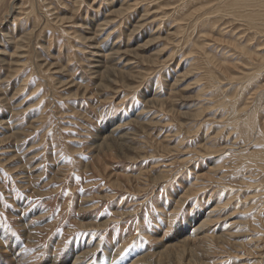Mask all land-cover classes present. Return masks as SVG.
Segmentation results:
<instances>
[{"label": "rangeland", "instance_id": "1", "mask_svg": "<svg viewBox=\"0 0 264 264\" xmlns=\"http://www.w3.org/2000/svg\"><path fill=\"white\" fill-rule=\"evenodd\" d=\"M204 1L0 0V264H264V3Z\"/></svg>", "mask_w": 264, "mask_h": 264}, {"label": "bare ground", "instance_id": "2", "mask_svg": "<svg viewBox=\"0 0 264 264\" xmlns=\"http://www.w3.org/2000/svg\"><path fill=\"white\" fill-rule=\"evenodd\" d=\"M200 1V0H199ZM209 2H210V0H208ZM234 0H228V2L227 1H224V2H227V4L226 5H228L227 7L229 8V10H231V11H233V13H231V15L233 14V16H235V14H234V12L235 13H237L239 16H241V17H239V18H243V17H245V15H246V17L245 18H247L249 15V18H250V21L252 22L251 24H250V26L251 27H253V29H256V28H254V27H256V23H258V22H256L257 20L260 22L261 20H260V18H263L264 19V13H262V10H260V8L258 7V6H260V4L262 3V6H263V3H264V0H237V2H233ZM236 1V0H235ZM204 2H206V0L204 1ZM241 2H243L242 4H241ZM207 3V2H206ZM222 4H223V2H221ZM234 3V4H233ZM245 3H247V4H245ZM224 5H225V3H224ZM225 5V6H226ZM238 6H240V7H242V8H244V9H242V8H240V7H238ZM249 7V9H252V7H258V9H259V11H258V9H254V11H252V12H250L248 9H245V7ZM246 7V8H247ZM264 7V6H263ZM262 8V7H261ZM246 10H248L251 14H248L249 12L247 11L246 12ZM244 12H246L247 14H248V16H247V14H244ZM243 14H244V16H243ZM238 17V16H237ZM261 22H263L264 23V21H261ZM249 23V22H248ZM260 25V24H259ZM261 26V25H260ZM262 27V26H261ZM259 28V27H258ZM257 28V29H258ZM256 29V30H257ZM260 29V28H259ZM263 29H264V24H263ZM259 31H261V30H259ZM263 32V31H262ZM262 57V56H261ZM260 57V58H261ZM256 59V58H255ZM262 59V58H261ZM210 63V62H209ZM251 63V62H250ZM261 63V62H260ZM252 64V63H251ZM255 64V63H254ZM258 64V63H257ZM259 65V64H258ZM256 66V65H255ZM262 67H264V66H262ZM257 68V67H256ZM253 73V72H252ZM248 75V74H247ZM213 80V79H212ZM246 127V126H245ZM246 130V129H245ZM208 222V219L207 220H204V223H203V225H199L200 227H198V230L199 229H202L203 228V226H204V224H205V222ZM198 232V231H197ZM188 239H190V237H188ZM188 239H186L185 241H187ZM184 243V242H183ZM172 246H174V245H172ZM171 246V247H172ZM167 248H169V247H167ZM163 251V250H162ZM78 255V254H77ZM75 255V259H74V261H73V263L72 264H79V260H80V257L82 258V256L81 255ZM14 257L16 256V255H13ZM20 257V256H19ZM19 257H17V259H15V260H17V262L19 263V264H22L23 262H24V260H22V259H24V258H19ZM17 262H16V264H17Z\"/></svg>", "mask_w": 264, "mask_h": 264}, {"label": "snow or ice", "instance_id": "3", "mask_svg": "<svg viewBox=\"0 0 264 264\" xmlns=\"http://www.w3.org/2000/svg\"><path fill=\"white\" fill-rule=\"evenodd\" d=\"M129 247H131V246H129ZM125 252H127V249L125 250ZM122 255H123V253H122Z\"/></svg>", "mask_w": 264, "mask_h": 264}]
</instances>
